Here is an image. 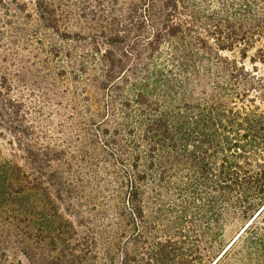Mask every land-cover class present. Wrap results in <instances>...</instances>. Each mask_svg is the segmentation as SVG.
Wrapping results in <instances>:
<instances>
[{
  "label": "trees",
  "instance_id": "1",
  "mask_svg": "<svg viewBox=\"0 0 264 264\" xmlns=\"http://www.w3.org/2000/svg\"><path fill=\"white\" fill-rule=\"evenodd\" d=\"M258 62L264 0H0V264H264Z\"/></svg>",
  "mask_w": 264,
  "mask_h": 264
},
{
  "label": "rangeland",
  "instance_id": "2",
  "mask_svg": "<svg viewBox=\"0 0 264 264\" xmlns=\"http://www.w3.org/2000/svg\"><path fill=\"white\" fill-rule=\"evenodd\" d=\"M246 64L249 68H251V63L249 62V60H246ZM257 66L259 68V72L261 74H264V63L258 62ZM11 139L12 137L8 132L0 129V148L3 154L10 156V157H14L15 159L21 160L20 158L21 152H19L16 149V146L10 143Z\"/></svg>",
  "mask_w": 264,
  "mask_h": 264
}]
</instances>
